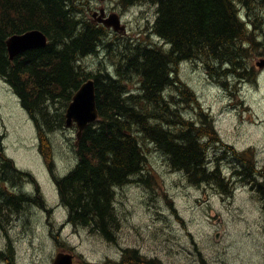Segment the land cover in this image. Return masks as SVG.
Returning a JSON list of instances; mask_svg holds the SVG:
<instances>
[{
  "label": "trees",
  "instance_id": "obj_1",
  "mask_svg": "<svg viewBox=\"0 0 264 264\" xmlns=\"http://www.w3.org/2000/svg\"><path fill=\"white\" fill-rule=\"evenodd\" d=\"M120 3L124 8L141 3L155 5L153 33L170 49L127 41L124 51L119 50L117 55L114 75L107 71L91 74L83 69L81 60L99 52L110 30L80 15L75 0H0V78L18 96L35 124L40 153L56 183L61 204L68 209L69 222L91 228L110 240L116 226L115 188L143 174L147 163L143 142H150L167 155L171 166L184 171L193 183L212 181L226 193L232 192L230 180L219 169L210 171L207 167L208 142L204 139L220 142L212 122L203 111L201 125L186 119L176 108L180 103L170 89L175 88L182 103L198 104L194 92L175 77L181 62L203 60L210 75L249 79L254 73L250 58L256 52L264 55V32L260 34L264 0ZM36 29L48 37V45L11 60L7 47L10 37ZM132 75L139 78L137 92L129 88ZM89 78L96 82L100 117L86 128L76 145L79 160L74 169L59 178L55 175L50 134L64 128L66 109ZM233 152L264 206V170L256 168L249 150ZM1 159L2 175L28 178L37 185L35 178L19 170L13 160L6 155ZM30 201L46 208L40 195L32 199L22 193H4L0 197V224L8 210L18 211ZM78 264L164 263L130 250L121 262Z\"/></svg>",
  "mask_w": 264,
  "mask_h": 264
},
{
  "label": "rangeland",
  "instance_id": "obj_2",
  "mask_svg": "<svg viewBox=\"0 0 264 264\" xmlns=\"http://www.w3.org/2000/svg\"><path fill=\"white\" fill-rule=\"evenodd\" d=\"M75 4L88 20L93 11L104 6L108 13H118L127 26L126 36L116 38L110 30L99 52L81 60L87 73L107 71L115 75L117 55L127 41L170 49L153 33L157 16L153 4L130 8H124L120 0H75ZM263 32L264 27L260 34ZM107 43L113 45L108 47ZM262 59V52L250 58L255 74L249 79L210 75L203 60L181 62L175 77L194 92L199 105L182 103L179 93L170 89L180 103L176 108L186 119L201 125L203 111L212 122L220 142L204 139L208 142L207 167L210 171L219 169L230 180L232 192L226 193L212 181L193 183L184 171L171 166L167 155L143 142L147 155L143 174L115 188L113 240L69 222L68 209L61 204L40 153L35 124L18 96L0 78V148L39 186L38 192L32 180L13 179L0 172V197L4 193H22L32 199L40 195L46 205L43 208L30 201L18 211L6 212L0 224V264H53L63 251L76 254V264L121 262L130 250L164 264H264V206L233 152L249 150L256 168L264 170V69L257 66ZM131 79L129 88L137 92L139 78L132 75ZM76 134L75 126L50 134L59 178L73 170L79 160Z\"/></svg>",
  "mask_w": 264,
  "mask_h": 264
},
{
  "label": "water",
  "instance_id": "obj_3",
  "mask_svg": "<svg viewBox=\"0 0 264 264\" xmlns=\"http://www.w3.org/2000/svg\"><path fill=\"white\" fill-rule=\"evenodd\" d=\"M104 2L105 0H101ZM92 21L101 23L107 29H112L120 35L127 34V26L122 23L118 13L107 15L105 8L93 14ZM48 37L40 30H32L23 34H16L10 37L7 42L10 59H15L25 51L44 48L48 45ZM260 69H264V59L257 63ZM96 82L89 78L74 94L65 114V127L77 129V142L83 137L86 128L99 120ZM2 151H0V156ZM76 254L70 252H60L54 259L53 264H75Z\"/></svg>",
  "mask_w": 264,
  "mask_h": 264
},
{
  "label": "bare ground",
  "instance_id": "obj_4",
  "mask_svg": "<svg viewBox=\"0 0 264 264\" xmlns=\"http://www.w3.org/2000/svg\"><path fill=\"white\" fill-rule=\"evenodd\" d=\"M128 8H130V7H128ZM137 8V7H136ZM158 9V8H157ZM257 14V13H256ZM154 28V27H153ZM12 37V36H11ZM244 42V41H243ZM243 69V68H242ZM175 89V88H174ZM62 100V99H61ZM128 246V245H127Z\"/></svg>",
  "mask_w": 264,
  "mask_h": 264
},
{
  "label": "flooded vegetation",
  "instance_id": "obj_5",
  "mask_svg": "<svg viewBox=\"0 0 264 264\" xmlns=\"http://www.w3.org/2000/svg\"><path fill=\"white\" fill-rule=\"evenodd\" d=\"M98 9H100V7ZM0 149L3 150L2 148H0Z\"/></svg>",
  "mask_w": 264,
  "mask_h": 264
}]
</instances>
